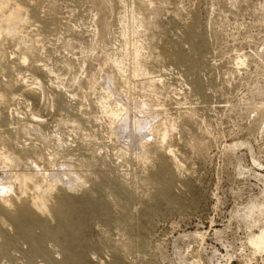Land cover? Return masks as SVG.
<instances>
[{"label": "rangeland", "instance_id": "1", "mask_svg": "<svg viewBox=\"0 0 264 264\" xmlns=\"http://www.w3.org/2000/svg\"><path fill=\"white\" fill-rule=\"evenodd\" d=\"M0 264H264V0H5Z\"/></svg>", "mask_w": 264, "mask_h": 264}, {"label": "bare ground", "instance_id": "2", "mask_svg": "<svg viewBox=\"0 0 264 264\" xmlns=\"http://www.w3.org/2000/svg\"><path fill=\"white\" fill-rule=\"evenodd\" d=\"M4 3H5V0H0V9H3V8H4ZM6 21L12 25V24H14V23L17 22V17H16L15 14H14V15H13V14L8 15ZM23 224H24V225H23ZM20 225L24 227V226H26V222H25V223H22V224H20ZM22 229H23V228H22ZM23 230H24V229H23Z\"/></svg>", "mask_w": 264, "mask_h": 264}]
</instances>
